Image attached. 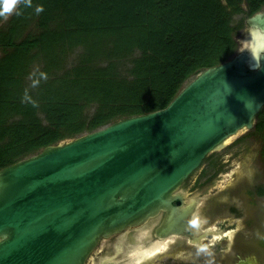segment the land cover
<instances>
[{"label":"water","instance_id":"obj_1","mask_svg":"<svg viewBox=\"0 0 264 264\" xmlns=\"http://www.w3.org/2000/svg\"><path fill=\"white\" fill-rule=\"evenodd\" d=\"M234 57L201 71L160 111L118 120L0 170V264H87L104 238L164 213L157 236L194 229L182 189L264 107V9ZM206 236V235H204ZM200 242V239H198ZM235 264H261L256 257Z\"/></svg>","mask_w":264,"mask_h":264},{"label":"trees","instance_id":"obj_2","mask_svg":"<svg viewBox=\"0 0 264 264\" xmlns=\"http://www.w3.org/2000/svg\"><path fill=\"white\" fill-rule=\"evenodd\" d=\"M263 9L264 0L21 4L20 15L0 17V170L165 109L191 78L236 54L237 34ZM255 130L264 161V107Z\"/></svg>","mask_w":264,"mask_h":264},{"label":"rangeland","instance_id":"obj_3","mask_svg":"<svg viewBox=\"0 0 264 264\" xmlns=\"http://www.w3.org/2000/svg\"><path fill=\"white\" fill-rule=\"evenodd\" d=\"M235 18L236 20L239 19V17ZM8 19H4L1 25L5 24ZM248 34L247 26L237 34L236 41H238L239 46L236 54L242 50V43L246 41ZM74 58L75 56H72L71 61H74ZM261 147L262 133H258L255 128L248 132H240L238 136L229 141L227 147L205 160L186 190L187 192L192 191L196 183L205 184L211 178L210 176L215 173V169L220 167L222 171L219 172L215 185L209 189V193H207L208 189L203 193L205 196L200 199L197 213L207 222L211 220V227L214 229L219 227V222L222 223L226 220L230 222V225H237L238 229L241 228L239 234L233 235L230 243L221 241L219 243L221 248H231V254H233L234 248L236 252L237 249L247 248L243 250L245 254L254 252L256 248L258 252H262L261 259L264 261V213L256 216L254 221L256 229L254 231L252 229L248 231L249 221L243 222L246 218L254 220L255 204L263 202L261 206L264 205V195L260 200L258 199L260 197L258 189L264 185V161ZM218 256L214 255L213 252H208L209 258L216 259ZM229 257L230 254L225 255V263L232 260ZM157 262L156 264L163 263L160 260Z\"/></svg>","mask_w":264,"mask_h":264},{"label":"flooded vegetation","instance_id":"obj_4","mask_svg":"<svg viewBox=\"0 0 264 264\" xmlns=\"http://www.w3.org/2000/svg\"><path fill=\"white\" fill-rule=\"evenodd\" d=\"M215 170V173L210 176L211 178L205 184L199 185L196 183L192 191L187 192L186 187L193 181V176L199 170L194 172L182 189L183 195L189 198L196 196L200 204V199L205 196L203 193L207 189V193H209V189L215 185L219 172L222 171L220 167ZM262 187L264 189V185L260 188ZM263 195L258 197V199L260 200ZM199 204L194 213L195 216L190 219V222L196 223V225L189 232L180 236H172L168 239L159 238L156 232L157 228L161 226L164 217V213H161L157 218L150 220L147 225L144 224L141 227L128 229L109 238L102 239L91 253L87 264H156L158 260L163 262L161 264H204L205 262H207L206 264H235L241 258L247 256L256 257L261 264H264L261 259L262 252H258L256 248L250 254L244 253L243 250L247 248L237 249V252L234 248L233 254H231V248H221L219 243L221 241L227 244L230 243L233 235L235 233L239 234L241 228L238 229L237 225H230V222L226 220L222 221V223L219 222V227L214 229L211 227V220L207 222L198 215ZM261 204L254 205L256 209L253 215L254 220L248 218L243 220V222L249 221L248 231L256 229L254 226L255 218L262 212L264 213V205L261 206ZM198 239H200V242H198ZM208 252H213L214 255L219 256L216 259L209 258ZM229 254V259L232 258V260L229 263H225V255Z\"/></svg>","mask_w":264,"mask_h":264},{"label":"clouds","instance_id":"obj_5","mask_svg":"<svg viewBox=\"0 0 264 264\" xmlns=\"http://www.w3.org/2000/svg\"><path fill=\"white\" fill-rule=\"evenodd\" d=\"M23 4L26 7L31 6V0H0V17L8 19L13 13L20 15L19 6ZM37 11H42L38 8Z\"/></svg>","mask_w":264,"mask_h":264},{"label":"bare ground","instance_id":"obj_6","mask_svg":"<svg viewBox=\"0 0 264 264\" xmlns=\"http://www.w3.org/2000/svg\"><path fill=\"white\" fill-rule=\"evenodd\" d=\"M253 40L254 49H259V47L264 46V37L256 35Z\"/></svg>","mask_w":264,"mask_h":264}]
</instances>
